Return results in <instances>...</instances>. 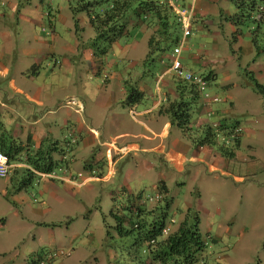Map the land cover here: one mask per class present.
Instances as JSON below:
<instances>
[{
    "label": "crops",
    "instance_id": "obj_1",
    "mask_svg": "<svg viewBox=\"0 0 264 264\" xmlns=\"http://www.w3.org/2000/svg\"><path fill=\"white\" fill-rule=\"evenodd\" d=\"M205 1L202 8L194 10L199 19L209 16V6L220 0ZM191 2L190 6H193L194 0ZM4 3L0 5V140H15L22 151L20 160L11 163L9 176L0 179L4 180L0 183V196L5 198L11 194L8 199L12 201V207H9L11 221L4 217L0 224V257L5 258L12 249L15 251L10 258L1 259L0 264H16L14 261L20 251H23L24 260L17 264H30L32 259L37 261L36 264L41 261L50 264L45 257L49 253L41 252L46 246H56L50 256L57 252L56 258L61 257L64 252L60 250L64 236L61 232L68 231L61 225L64 226L66 218L76 215L69 208L72 205L92 207L100 194V187L109 189L104 195L111 203L110 211L122 209L133 217L137 207L148 211L156 207L144 206L143 194L159 193L169 201V208L172 207L170 189L175 184L179 191L187 189L184 210L178 211L180 223L192 209V200L187 198L186 179L212 184L210 188L205 186L204 199L203 187L197 188L199 225L203 214L206 225H239L237 223L242 221L231 208L236 201L244 205V199L252 214L264 213L263 50L255 49L251 42L239 46L242 41L239 36L233 39L238 43V49L232 47L231 55L219 56L217 53L214 68L210 66L213 61L204 58L213 55L210 51L198 49L193 52L189 48L185 57L181 55L183 68L208 77V92L219 99L208 107L200 101L191 129L198 130L199 135L203 125L219 122L226 128L225 133L239 131L226 146L232 154L226 157L213 147L194 144L192 138L183 134L176 124L170 122L168 115L161 112L177 97L176 80L171 74L164 75L158 96L155 79L164 72L165 66L156 59L157 68L146 71V64H140L146 59V45L153 28L138 24L131 30L129 38L115 43L106 53L93 56L91 49H81L76 34L67 39L58 36L54 30L47 31L49 35L43 32L44 13L38 11L37 4L32 6L33 14H17L15 32L5 28L3 19L18 5L12 0ZM233 14L224 12L227 18ZM141 51L140 58H130ZM108 53L111 62L106 61ZM235 55H249L251 60L243 65L236 64ZM124 56H129L130 63L124 70L121 68L120 73ZM84 61L91 67L84 68ZM208 67L212 68L206 75L200 74ZM141 70L144 71L141 75L138 72L131 74ZM244 70L262 90H254L252 82L242 78ZM87 73L101 74L106 79L101 86H95L94 93L83 89L81 80ZM131 86H137L142 96L138 102L128 105L127 90ZM69 98L80 104L81 109L66 105ZM208 110L209 119L206 117ZM129 111L136 114L134 118ZM40 147L55 149L50 155L55 169L50 173L58 179H51L26 164L27 157L33 156ZM25 169L31 171L29 178L24 174ZM22 179L25 184L17 186ZM228 186L233 196L217 191ZM30 188L38 199L34 200L36 205L25 195ZM87 191L91 192V197L85 202L83 195ZM218 203L222 208L217 206ZM199 204H207L208 209L200 208ZM77 215L83 216L81 212ZM210 216L214 219H209ZM218 216L223 219L216 221ZM210 229L206 234L207 237L213 236L214 241L229 234L219 227L211 234ZM85 233L89 235L87 231ZM77 238L80 234L70 235L69 241L74 243ZM21 244L25 245L19 250L14 249ZM111 254L113 259L117 257L116 253ZM207 254L211 255L210 252ZM209 257L200 264H210ZM211 259H217L216 264H236L227 254L217 253Z\"/></svg>",
    "mask_w": 264,
    "mask_h": 264
},
{
    "label": "rangeland",
    "instance_id": "obj_2",
    "mask_svg": "<svg viewBox=\"0 0 264 264\" xmlns=\"http://www.w3.org/2000/svg\"><path fill=\"white\" fill-rule=\"evenodd\" d=\"M3 2L5 0H2ZM181 2V0H178ZM192 0H186V4L190 6V3ZM6 3V2H5ZM12 3H16L17 9L15 11H9L8 17L3 19L2 24L5 28H8L9 30H12L13 32L16 31V20H17V14L22 13L24 14L27 12V14H33V4L39 5V12H43L44 16L42 19L43 27L46 31L54 30V32L60 36L61 38H67L72 39V36L75 34L77 35V38L80 39V46L81 49H91L93 56H99L96 55L91 48V41L94 39V32L92 27L89 24L88 18L84 13H73L72 8L74 6V0H12ZM206 3L205 0H194L193 7L194 10L198 7H201ZM212 5V6H211ZM210 7V14L209 16H206L204 19H199L195 15L192 17L191 23H192V36L187 41L186 45L183 48L182 51V57H185L187 54V50L192 49L194 52L195 50H203V51H210L213 53L212 56L204 57L205 59L213 61V64L210 65L213 68L216 67V54L219 53V56H225V55H231L233 54L231 48L238 49V43L233 42V33L236 28H234L233 25L229 22L228 18L225 17L224 12L228 11L231 14L235 12V8L230 4L229 2H226L225 0H220L216 5L211 4ZM259 9L254 10L251 12L250 16L244 20L242 25L240 26V37L241 39V45L239 46H245L246 43L251 42L252 46L255 49H261L264 51V19L260 21L259 18ZM263 14L261 13V16ZM68 23L69 25H66ZM74 24L77 25V27L74 26ZM71 25V27H70ZM131 32V31H130ZM139 40V38H138ZM254 42V43H253ZM121 45V44H120ZM99 48V47H98ZM112 48V47H111ZM146 48L147 45H146ZM144 50V49H143ZM143 52L141 51L137 55H133L130 58H140L142 56ZM155 57V56H154ZM153 57V58H154ZM130 58H126L125 56L122 57L123 64L120 67V73L122 70H124L128 65L127 63H130ZM146 58V57H145ZM117 61V59H115ZM120 60V58H119ZM251 59L249 55H245L243 57H240L238 55H235L234 63L236 64H246ZM106 61L111 62V55H107ZM143 63V64H142ZM142 63H140L142 66L146 64V71H152L155 68H157L158 63L155 61H149L144 60ZM91 64L87 61H84V68H90ZM141 66V69H142ZM212 67L205 68L200 71V74L206 75L208 70H210ZM122 68V70H121ZM139 68V67H138ZM223 70V69H222ZM128 71V70H127ZM130 71V69H129ZM140 73L143 74V70L140 71H132L133 73ZM242 78L244 80H247V82H252L253 87L259 90V88L256 87V84L254 81H252V76L250 73H246L245 70L242 72ZM145 74H148L145 73ZM106 79H103L101 74L94 75L88 73L86 76L84 75V79L81 80L83 89H86L90 91L91 93H94L95 86L99 85L101 86ZM77 83V87H78ZM75 88V87H74ZM212 123V122H210ZM219 135H222L221 133ZM232 141V140H231ZM220 146H222V142H219ZM4 180H0V183ZM186 186L189 187V191L187 194V198L192 200L190 201L192 203V209H190L192 212L196 213L198 218H200V214L198 213V209L196 207V194H197V188L200 186L203 187V199L205 197V186L212 187V184H206L200 181H190L186 179ZM17 186H21L23 184V179L16 183ZM203 184V185H202ZM170 189V196L173 198V206L169 208L167 211V219H166V225H169V220L174 219L175 225H173L172 229H175L176 226L179 224L180 214L179 209L184 210V198L187 193L186 190L179 191L175 184L173 186L171 185ZM99 189L100 194L97 197V201H93L92 207H78L77 205H72L69 209L71 213L74 214H81L82 217H76V215L66 218L64 221V226L62 228H66L68 231L63 230L61 233L64 234L63 236V247L60 250H63L65 252V256L61 257H52L50 256L55 250L56 246L52 247H43L41 252L42 253H49V255H45L47 258V261L50 264H125V261L122 259L125 256H123L121 253V249L127 247V245L130 243V239L122 238L118 241L117 239V233L115 229L112 231L113 226L116 225V221L113 219V217L110 215V204H109V198L105 197L104 192L109 191V189L106 190L107 187H100ZM181 188V187H179ZM33 189V187H32ZM31 188L27 189L25 192V195L28 197L30 203L37 204L34 202V200H38L34 194L33 190ZM217 191L219 192H226L229 194V196H233L229 192H233L231 188H218ZM150 192V191H149ZM151 193V192H150ZM149 194V193H148ZM145 197L142 199L145 200L148 197H154L153 195H147L143 194ZM207 195V194H206ZM10 197L11 194H8ZM9 197H1L0 196V224L2 222V219L4 217H8L9 221H11L12 216L10 215L9 207H12V201L8 199ZM91 197V192L87 191L84 192L83 198L85 202H88V200ZM208 197V196H207ZM208 198H206V203ZM244 205H240L241 202L238 204V201H236L233 204V207L231 208V211L233 213H237L238 218L240 219V223H237L239 225H206L204 220V214L203 211L201 215V224L198 225L199 231L203 238H205L206 245L209 246V249H206V253H209L211 258L216 257L217 253L227 254L229 257H231L236 264H262L264 262V213H258L257 215L252 214V210L250 209V205L247 204L246 199L243 200ZM262 199L259 200L261 203ZM97 202V203H96ZM156 204V205H155ZM159 206L163 207L165 205V199H162L158 202H146L145 206ZM95 206H98L97 209ZM219 208L221 207V204H217ZM223 206V204H222ZM200 208L208 209L207 204H199ZM19 208V207H18ZM201 210V209H200ZM236 211V212H235ZM262 211H264V207L262 208ZM123 216L129 218V222L126 223V225H131L136 223L137 221H140L141 219H137L135 217H130V215L126 212H121ZM79 216V215H77ZM203 216V218H202ZM76 217V219H75ZM222 216L216 217V221H220ZM73 218V220L71 219ZM209 219H214L212 216H210ZM223 219V217H222ZM230 221V220H228ZM112 227V229L110 228ZM219 227L222 230H225L229 234H224L222 239L220 241H214L213 236L207 237L209 235L206 234V231L208 228H211V234H214L216 228ZM88 232L89 235H87L85 232ZM168 233V231H167ZM1 234V232H0ZM79 235L80 238H77L74 243H71L69 241L70 235ZM166 234V233H163ZM113 235V239H110V236ZM104 239L102 242H99L98 240ZM69 242V243H68ZM23 245H17L14 249L19 250L20 247L22 248ZM29 247L26 246L23 248L25 251L26 248ZM208 248V247H207ZM112 251V252H111ZM15 251L12 249L9 254L5 255V258H10L12 254ZM40 252V251H39ZM68 252V253H66ZM117 253L118 256L113 259L111 256V253ZM207 256V257H209ZM3 257V256H2ZM0 257V263L2 262L1 259H5ZM209 257V258H210ZM23 251H20V255L16 260L14 261L16 264L21 263L24 259ZM26 258H29V256H26ZM209 261L210 264H216L218 261L217 259H211ZM30 260V259H29ZM202 263V262H201ZM11 264H13L11 262ZM48 264V263H47ZM219 264H224L223 262H219Z\"/></svg>",
    "mask_w": 264,
    "mask_h": 264
},
{
    "label": "trees",
    "instance_id": "obj_3",
    "mask_svg": "<svg viewBox=\"0 0 264 264\" xmlns=\"http://www.w3.org/2000/svg\"><path fill=\"white\" fill-rule=\"evenodd\" d=\"M229 1L235 8V13L228 20L236 28L233 33V39L236 40L240 36V26L251 12L259 9L258 19L260 21L264 19V0ZM72 11L87 16L94 32L91 48L93 51L98 50L94 52L96 55L106 53L115 43L123 38H129L130 31L138 24H146L153 28L147 43L146 60L158 59L157 62L161 64L160 60L170 52L180 36L178 22L166 0H74ZM206 79L208 80V77ZM174 84L177 97L161 112L168 115L170 122L176 124L183 134L192 138L194 144L213 147L224 156L231 157L229 147H226L225 143L220 146L210 122L201 127L199 135L198 130L190 127L195 117V110L200 101L202 102L197 88L182 80H176ZM256 87L262 90L258 84ZM254 90L258 91L256 88ZM141 96L142 93L137 86L129 87L126 104L138 102ZM225 129L224 126H220V130L225 131ZM44 149L43 147L37 149L25 162L33 170L47 174L55 169L50 157L55 149L49 147ZM0 151L7 156L11 164L20 160L19 154L22 148L15 140H7V142L0 140ZM24 174L29 178L31 171L25 169ZM138 200L140 201L139 198ZM169 204L165 199L163 207L156 206L149 211L134 208L135 218L141 220L131 225H126L129 218L122 215V209H114L110 212L116 221L114 229L117 233V241L127 237L130 239L126 249H121L120 253V256L121 254L125 256L122 258L125 264H200L206 259L207 243L199 231L197 214L188 210L183 220L172 229L175 225L173 219L169 220V225L165 224ZM163 230H167L168 233L163 234ZM36 263L34 259L30 261V264Z\"/></svg>",
    "mask_w": 264,
    "mask_h": 264
},
{
    "label": "built area",
    "instance_id": "obj_4",
    "mask_svg": "<svg viewBox=\"0 0 264 264\" xmlns=\"http://www.w3.org/2000/svg\"><path fill=\"white\" fill-rule=\"evenodd\" d=\"M169 4L174 10V13L176 15L177 22L180 27L181 31V37L178 40L176 46L172 49V51L167 55L166 57H163L160 62L162 65L167 66V69L165 72L159 74L157 78L155 79V89L157 92V95L159 96V90L160 85L162 83V79L166 73H171L175 78L180 79L184 82H187L189 84L194 85L198 92L201 95L202 98V104L203 106H207L210 104H215L219 101V99L216 96H211L208 92L209 83L208 81L195 73L186 71L182 64H181V53L182 50L186 44V42L190 39L192 36V17H193V9L192 7L188 8H181L179 7L174 1L169 0ZM161 101V100H160ZM68 105L77 106L79 109L81 108L78 104H75V101L73 99H69L66 101ZM129 115L134 118L136 115L133 111H129ZM210 110L206 112V117L209 119L210 117ZM211 127L214 130V134L217 137L218 142L225 143L228 145L232 139L235 138V134H237L239 131L236 130L233 133L229 131V133H225L224 130H220V123L219 122H212L209 123ZM222 135H219V134ZM233 141V140H232ZM11 165L9 164L7 156L0 151V179L6 178L11 170ZM47 177L51 179H58L57 176H55L53 173L46 174ZM80 176V175H78ZM77 185V184H76ZM81 184L79 183L78 186ZM161 195L159 193L155 194L154 197H148L143 202H153V201H159L161 200ZM164 233L167 232V230L163 231Z\"/></svg>",
    "mask_w": 264,
    "mask_h": 264
},
{
    "label": "clouds",
    "instance_id": "obj_5",
    "mask_svg": "<svg viewBox=\"0 0 264 264\" xmlns=\"http://www.w3.org/2000/svg\"><path fill=\"white\" fill-rule=\"evenodd\" d=\"M167 1V4H168V6L170 7V9H171V11H172V13L174 14V16H175V18H176V15H175V13H174V10L172 9V7L170 6V4H169V0H166ZM172 1H174L179 7H181V8H188V7H192V9H193V6H188L187 4H185L184 3V1L185 0H181V2L180 1H178V0H172ZM5 3L4 2H2V1H0V5H4ZM184 6H183V5ZM193 11H194V9H193ZM193 15H194V12H193ZM176 21H177V19H176ZM179 25V24H178ZM179 29H180V27H179ZM42 31L43 32H45L46 30L45 29H42ZM180 31V30H179ZM47 32V31H46ZM50 33L49 32H47V35H49ZM180 37H181V31H180V36H179V39H180ZM178 39V40H179ZM178 42V41H177ZM177 42H176V44H177ZM187 43V42H186ZM176 44L171 48V50H170V52L172 51V49L176 46ZM186 45V44H185ZM183 51V50H182ZM170 52H168L164 57H166L167 55H169V53ZM181 55H182V53H181ZM182 58V57H181ZM181 64H182V62H181ZM162 65V64H161ZM163 66H165V65H163ZM167 69V66H165V70ZM165 70H164V72H165ZM187 71V70H186ZM190 72V71H189ZM193 73V72H192ZM166 74H171V73H166ZM165 74V75H166ZM172 75V74H171ZM198 75V74H197ZM201 76V75H200ZM174 77V76H173ZM202 77H204V76H202ZM175 78V77H174ZM205 79H206V77H204ZM176 80H180V79H177V78H175ZM207 80V79H206ZM208 81V80H207ZM209 83V82H208ZM69 99H72V98H69ZM69 99H67V100H69ZM66 100V101H67ZM65 104L66 105H68L66 102H65ZM79 105V104H78ZM77 107V106H76ZM78 108V107H77ZM79 109V108H78ZM81 109V108H80ZM74 141V140H73ZM10 164V163H9ZM11 165V164H10ZM12 166V165H11ZM11 169H12V167H11ZM11 171V170H10ZM10 174V173H9ZM44 174V173H43ZM48 174V173H47ZM9 176V175H8ZM7 176V177H8ZM6 177V178H7ZM6 178H4V179H6ZM161 195V194H160ZM161 197H162V195H161ZM162 199H164L163 197L161 198V200ZM142 200V202H143V199H141ZM161 200H159V201H161ZM141 202V201H140ZM153 202H158V201H153ZM152 202V203H153ZM143 204H144V206H145V202H143ZM164 231V230H163ZM164 233V232H163ZM62 252V251H61ZM65 253L64 252H62L61 253V256H65L64 255ZM56 257V256H58V253L56 252V253H54L53 254V256L52 257ZM38 264H46V261H41V262H39Z\"/></svg>",
    "mask_w": 264,
    "mask_h": 264
}]
</instances>
